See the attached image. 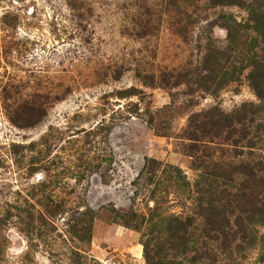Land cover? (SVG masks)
<instances>
[{
	"label": "rangeland",
	"instance_id": "rangeland-1",
	"mask_svg": "<svg viewBox=\"0 0 264 264\" xmlns=\"http://www.w3.org/2000/svg\"><path fill=\"white\" fill-rule=\"evenodd\" d=\"M80 2L83 18L66 0H0V264H146L141 233L117 217L154 205L146 159L195 181L191 115L257 102L250 67L212 92L184 75L201 67L207 42L227 44L223 14L244 21L243 8L210 10L184 38L163 20L140 37L130 0H94L92 15ZM26 100L37 106L19 110ZM165 201L166 213L191 205L172 192ZM234 256L264 264L258 249Z\"/></svg>",
	"mask_w": 264,
	"mask_h": 264
},
{
	"label": "trees",
	"instance_id": "trees-1",
	"mask_svg": "<svg viewBox=\"0 0 264 264\" xmlns=\"http://www.w3.org/2000/svg\"><path fill=\"white\" fill-rule=\"evenodd\" d=\"M66 1L71 11L79 13L83 8L81 0ZM93 1L88 3L89 15L94 9ZM130 1L135 36L140 37L151 34L163 20L184 38L188 27L196 25L210 10L226 5L243 8L247 17L244 21L223 14L227 44L220 48L207 42L201 67L195 66L192 72L186 70L184 75L189 80L193 77L202 90L212 92L236 80L242 67H250L248 79L257 102L241 103L231 112L214 106L200 113L199 119L191 115L192 129L184 138L188 140L189 152L197 142L202 144L201 155L190 153L197 161L195 166L200 168L198 178L191 182L179 166L147 158L141 174L146 184L153 185L149 197L154 205L146 214L133 209L118 212L120 223L141 233L146 264H234V253L245 248L258 249L263 254L264 0ZM238 52L242 54L240 66L233 64ZM176 83L175 80L172 85ZM28 105L37 106V103L23 101L18 105L19 110ZM29 125L31 122L22 124ZM200 133L222 142L211 145L213 140H208L209 144L200 141ZM170 191L190 202V206H181L188 211H162V203Z\"/></svg>",
	"mask_w": 264,
	"mask_h": 264
}]
</instances>
